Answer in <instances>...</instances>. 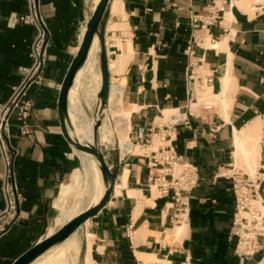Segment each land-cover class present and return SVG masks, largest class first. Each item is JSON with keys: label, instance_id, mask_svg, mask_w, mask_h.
Here are the masks:
<instances>
[{"label": "crops", "instance_id": "crops-1", "mask_svg": "<svg viewBox=\"0 0 264 264\" xmlns=\"http://www.w3.org/2000/svg\"><path fill=\"white\" fill-rule=\"evenodd\" d=\"M212 3L119 0L114 11L111 0L104 20L105 45L110 85L122 88L120 101L111 106L126 127L118 131L121 124L108 115L109 136L104 138L99 130L98 141L116 173L115 186L102 208L30 264H258L264 260V236L250 257L241 258L235 251L236 200L229 180L220 175L228 163L243 162L235 154V130L258 117L263 125L264 9L251 14L235 6L234 16L228 18L227 2L218 22L206 29L194 27L193 15L207 13ZM37 4L36 19L30 17L29 0H0V105L8 103L15 88L28 78L37 35L45 32L40 76L27 80L24 96L32 103L30 134L21 132L17 110L9 114L5 128L13 215L5 212L7 196L1 179L5 165L0 153V264H12L58 230L71 219L80 197V211L95 203L86 202L91 178L80 175L81 154L65 137L58 109L61 86L85 33L92 0H37ZM194 35L198 45L192 60L201 70H215L214 82L204 89L189 79L192 62L186 47ZM99 51L100 45L94 54L99 61H86L71 88L91 118L96 115L102 83ZM228 72L230 82L222 93V78ZM203 99L214 101L222 123L215 135L197 117L204 112ZM178 114L185 121L171 125ZM124 133L135 145L122 144ZM162 147L183 155L200 171L201 180L191 191L182 223L173 220V197L160 195L148 181L157 174L148 163L150 156ZM260 159L261 147L258 165ZM73 193L75 202L67 208Z\"/></svg>", "mask_w": 264, "mask_h": 264}, {"label": "built area", "instance_id": "built-area-1", "mask_svg": "<svg viewBox=\"0 0 264 264\" xmlns=\"http://www.w3.org/2000/svg\"><path fill=\"white\" fill-rule=\"evenodd\" d=\"M233 0H213L211 7L205 14H195L192 17V24L196 28L206 29L215 24L222 18L224 4ZM32 12L30 17L38 18L36 7L37 0H29ZM262 6V5H260ZM264 9V6H263ZM44 30H40L37 35L34 46V64L28 71V78L18 87L6 104L0 105V153L5 165V173L1 178L3 189L7 196V206L5 212L13 215L15 212L14 198L10 194V164L11 152L6 139V124L9 114L17 110L21 122L20 130L24 134H30L28 117L31 113L32 103L24 97L26 85L29 79H37L40 76L42 65V48L45 40ZM198 45V38L194 35L186 47V53L191 59V68L189 70V79L193 81L198 88L204 89L211 86L215 80V70L204 71L196 66L192 60V54ZM195 65V66H194ZM203 113L197 115L202 123L209 127L211 134L215 135L221 129L222 123L215 113V103L210 99L202 101ZM194 116V114L191 112ZM263 125L260 136L261 159L257 169L254 172L244 170L240 165L233 162L225 165L220 175L224 176L230 182V188L235 195V218L234 233L237 235V245L235 251L241 258L250 257L259 249V237L264 236V115ZM185 121V116L181 114L173 117L172 124ZM153 166L157 174L150 175L148 181L157 188L160 195H171L175 201V212L173 220L175 223H182L190 208V195L201 180L200 171L197 165L186 161L181 154H173L171 150L162 147L156 150L148 162ZM260 264V262L258 263Z\"/></svg>", "mask_w": 264, "mask_h": 264}, {"label": "water", "instance_id": "water-1", "mask_svg": "<svg viewBox=\"0 0 264 264\" xmlns=\"http://www.w3.org/2000/svg\"><path fill=\"white\" fill-rule=\"evenodd\" d=\"M111 5V0H98L93 7L90 18L86 24V30L83 35L79 49L74 56L67 73L64 77L60 95H59V116L61 127L65 137L78 150L85 151L92 155L98 162L101 176L105 186L104 193L99 201L93 205H89L80 211L77 215L66 221L54 233L46 236L44 239L37 241L33 246L23 252L12 264H30L44 252L63 242L68 236L75 232L81 225L100 208H102L110 199L113 192L116 173L107 163L103 150L98 141L99 127L104 118V108L109 103L110 93V71L109 61L105 45V15ZM95 36H98L100 43V65H101V88L97 93L98 103L96 109L95 122L93 125V140L91 142H82L71 135L73 124L69 115V95L74 85L77 73L84 67L89 56ZM83 250H81L82 254Z\"/></svg>", "mask_w": 264, "mask_h": 264}, {"label": "bare ground", "instance_id": "bare-ground-1", "mask_svg": "<svg viewBox=\"0 0 264 264\" xmlns=\"http://www.w3.org/2000/svg\"><path fill=\"white\" fill-rule=\"evenodd\" d=\"M260 1H262V0H260ZM97 2H98V0H92V8L95 6V4ZM256 2H258V0H256ZM118 3H119V0H114V5H113L114 11H118L119 6H120ZM262 3L264 6V0ZM246 5H248V7ZM228 6L229 7L227 8V12L225 13L228 16V18L234 16V7L235 6L240 8V9H243V7H245L246 9L258 8L257 4L251 3V0H233L232 3H230ZM99 45H100V43H99L98 36H95L93 45L91 47L89 56L87 58V61L90 62L91 64H94V61H97V58L94 57V54L96 53V50L98 49ZM114 66L115 65H111V67H113V68H114ZM98 76H99V81H100V73L98 74ZM230 76H231L230 72H228L226 77L222 78L223 79V85H224V87L222 89L223 90L222 93L224 92V90H226V88H227L226 86H228V83L230 82ZM121 89L116 88L114 84L111 85V87H110L109 104H108V106H106L104 108L105 115L103 118V122H102L101 126L99 127L100 132H102L104 134L108 133L107 120H106L108 118V115H111L112 117L116 118L114 116L116 110H113L114 107L112 108L111 105L114 106V103L116 102V100L120 101V95H121V91H122ZM70 101H71V106L69 108V115H70L71 122L73 124V129L71 130V135L73 137L77 138L78 140L82 141V142H91L93 140V125H94L95 118L97 117V115H95V117H93V118H91L87 115L86 111L84 110V107H82V105L79 104L80 100H79L78 94L75 91H73L72 89L70 90ZM222 103H223V107H224L225 102H222ZM224 108H226V106ZM118 111L122 112L121 109H119ZM121 112H119V113H121ZM165 112L167 114L169 113L167 111H164V113ZM123 121L125 122V120H123ZM122 122H119L121 124V126H119V128H116V129L121 131V132H124V129L126 126L123 125ZM259 124H260V118L258 117L256 119H254L250 124H247V126L243 127L242 129L237 130L238 129L237 128L235 130L236 131L235 139H236V143H237L236 154H238V155L242 154V157L245 160V162L247 163L251 173L254 172V170L256 169V168L253 169V166H255V164L257 162V157L259 155L260 146H259L258 141H257ZM124 134L126 135V138L122 141V144L127 146V147H131L134 144L133 140H130V138L127 136L126 133H124ZM75 150L84 157L82 159V163H81L82 167L80 170L81 171L80 175L81 176H89L88 178H91V180L89 179L90 182L86 185V187L89 186V194H88L89 199L86 202L91 203V202L95 201V203H97L99 201V199L102 197L104 190H105V186L103 183V179L101 176V171L99 169L98 162L89 153L82 151V150H78L77 148H75ZM78 168H80V167H78ZM78 171H77V174H78ZM75 177H78V176H75ZM77 180H78V178H77ZM83 180H82V182H83ZM74 184H75V182H74ZM78 185H79V183H78ZM76 203L77 204L75 205V207H74V209L70 215V218L74 217L75 215H77L80 212L82 199L81 198L78 199L76 201ZM87 206H88V204H87ZM177 229L180 230V227L179 228L177 227ZM61 262H62V260H61ZM260 264H264V260H262L260 262Z\"/></svg>", "mask_w": 264, "mask_h": 264}, {"label": "rangeland", "instance_id": "rangeland-1", "mask_svg": "<svg viewBox=\"0 0 264 264\" xmlns=\"http://www.w3.org/2000/svg\"><path fill=\"white\" fill-rule=\"evenodd\" d=\"M263 0L262 1H260V0H258V2H256V0L254 1V0H251V3H253V4H257V6H258V8H256V9H246L245 7H243V9H244V11H248V12H250L251 14H253L256 10H261V9H263ZM260 5H262V6H260ZM247 7H248V5H246ZM229 7V6H228ZM242 9V10H243ZM97 61H99V58H97ZM115 119L116 120H118V123L120 122V118H119V115L117 114V113H115ZM261 125H262V121H260V124H259V126H260V131H259V134H258V139H257V141H259V138H260V135H261ZM119 131V130H118ZM111 133H112V131H111ZM109 135H108V133H103V137L104 138H107ZM134 145H135V143H134ZM236 154V153H235ZM236 157L237 158H242V160H243V162L241 161L240 162V164H241V166L246 170V171H248V172H251L250 171V169H249V167H248V165H247V163L245 162V160L243 159V157H242V154H236ZM81 158L83 159L84 157L81 155ZM257 165H258V162H256V164H255V166H253V169H255V168H257ZM256 170V169H255ZM254 170V171H255ZM89 193V187L86 189V194H88ZM81 198V197H80ZM75 199H76V195L73 193V196L70 198V202L68 203V204H66L65 206L67 207V208H70V207H72L73 206V204H74V202H75ZM65 203H67V202H65Z\"/></svg>", "mask_w": 264, "mask_h": 264}]
</instances>
